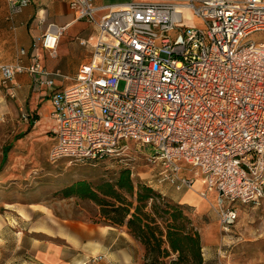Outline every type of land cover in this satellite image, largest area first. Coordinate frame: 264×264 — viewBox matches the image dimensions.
Returning a JSON list of instances; mask_svg holds the SVG:
<instances>
[{
    "label": "built area",
    "instance_id": "1",
    "mask_svg": "<svg viewBox=\"0 0 264 264\" xmlns=\"http://www.w3.org/2000/svg\"><path fill=\"white\" fill-rule=\"evenodd\" d=\"M5 1L10 14L28 2ZM68 4L76 19L97 28L91 56L69 85L56 89L54 79L67 77L43 68L35 54L26 66L0 62L3 88L27 73L35 88L49 89L48 159H121L129 141L152 145L154 154L145 159L154 181L176 190L200 182L197 194L203 200L215 194L209 205L228 233L237 203L264 198V42L250 39L264 32V0ZM99 9L106 12L96 18ZM184 10L198 25H186ZM64 29L48 25L42 48L54 54ZM218 256L224 258L221 248Z\"/></svg>",
    "mask_w": 264,
    "mask_h": 264
},
{
    "label": "rangeland",
    "instance_id": "2",
    "mask_svg": "<svg viewBox=\"0 0 264 264\" xmlns=\"http://www.w3.org/2000/svg\"><path fill=\"white\" fill-rule=\"evenodd\" d=\"M182 14L186 25H198L191 11ZM250 39L264 42V32H255ZM122 87L121 81L119 89ZM35 115L27 103L18 104L15 96L5 93L0 102V264H44L39 259L41 253H50L68 264H109L104 258L94 262L91 258L100 257L97 255L102 241L116 238L118 242V230L105 234L108 228L98 222L92 202L62 198L60 190L80 180L92 185L102 179L112 180L125 167L134 181L159 185L152 177L153 166L145 159V154H154V148L129 141L121 159L109 157L95 163L50 161L48 150L53 137L49 113L36 115L37 120L31 124ZM208 199L214 203L215 194L209 193ZM184 206L199 232L201 245L211 250L205 264H264V198L258 205L237 203V221L226 234L203 199L198 209ZM96 226L100 229H93ZM219 248L224 258L218 256ZM130 249L141 264L142 248Z\"/></svg>",
    "mask_w": 264,
    "mask_h": 264
},
{
    "label": "crops",
    "instance_id": "3",
    "mask_svg": "<svg viewBox=\"0 0 264 264\" xmlns=\"http://www.w3.org/2000/svg\"><path fill=\"white\" fill-rule=\"evenodd\" d=\"M128 1L94 0V4L97 7L115 6ZM105 12L106 10L99 9L95 12V17L99 18ZM50 24L65 26L52 55L40 44L41 35ZM96 36V26L85 20L76 19L68 0H28L22 10L16 14H10L6 1L0 0V62L20 63L26 66L30 64L32 54H35L43 68L67 77V79H63V77L54 79L55 88L58 90L69 85L79 66L89 60ZM20 50H24L25 53L20 55ZM1 87L0 85V102L3 101L6 93L15 96V101L18 104L26 105L27 103L29 110H35V114L39 117L42 114L45 116L47 111L49 113V89L45 87L35 88L29 74L18 73L14 76L8 89L4 88L3 90ZM49 120L52 125L50 116ZM149 185L162 195L182 205L198 209L202 202L196 192L198 188H201L200 182H196V189L194 190H176L167 183ZM203 201L207 204L211 203L210 200ZM105 227L108 228L105 230L107 235L118 230L117 237L119 240L116 242L115 238L107 243L102 241L98 248L99 254L97 256H100L99 259L104 258L109 264H138L130 247L139 251L141 247L139 243L126 233L124 227H119V229L107 225ZM93 229L100 228L96 226ZM119 243L123 245L120 246ZM201 252L203 264H205L206 257H210L211 250H205V247L201 245ZM39 259L44 264H68L62 258L57 261L54 255L50 253H41ZM81 264H87V261Z\"/></svg>",
    "mask_w": 264,
    "mask_h": 264
},
{
    "label": "trees",
    "instance_id": "4",
    "mask_svg": "<svg viewBox=\"0 0 264 264\" xmlns=\"http://www.w3.org/2000/svg\"><path fill=\"white\" fill-rule=\"evenodd\" d=\"M36 119L33 116L31 124ZM60 194L92 202L103 225L124 227L143 250L141 264H203L200 235L185 206L145 182L134 181L127 167L112 180L93 185L80 180L63 187Z\"/></svg>",
    "mask_w": 264,
    "mask_h": 264
}]
</instances>
